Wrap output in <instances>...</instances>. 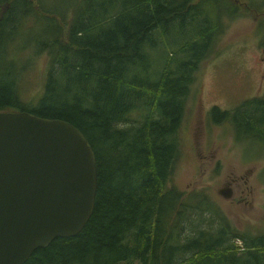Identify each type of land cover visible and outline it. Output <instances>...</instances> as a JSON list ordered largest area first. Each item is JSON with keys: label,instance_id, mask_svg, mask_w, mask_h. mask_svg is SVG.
<instances>
[{"label": "trees", "instance_id": "1", "mask_svg": "<svg viewBox=\"0 0 264 264\" xmlns=\"http://www.w3.org/2000/svg\"><path fill=\"white\" fill-rule=\"evenodd\" d=\"M42 1L0 0V58L17 40L48 55L41 94L29 100L21 71L0 69V111L80 128L95 153L97 192L77 234L53 238L23 264H264V232L240 230L205 189L169 184L190 84L223 19L236 14L233 2L70 0L63 18ZM210 112L264 151V97Z\"/></svg>", "mask_w": 264, "mask_h": 264}, {"label": "rangeland", "instance_id": "2", "mask_svg": "<svg viewBox=\"0 0 264 264\" xmlns=\"http://www.w3.org/2000/svg\"><path fill=\"white\" fill-rule=\"evenodd\" d=\"M69 1L43 0L42 4L68 18ZM231 1L236 14L223 19L226 26L190 84L178 129L179 155L169 184L182 192L205 189L235 226L256 234L264 232V151L240 141L229 120L217 123L210 116L214 105L233 110L247 98L264 97V0ZM22 30L34 34L49 29ZM21 43L25 42H10L6 54L15 60L18 53L20 62H1L0 69L14 74L21 71L18 82L24 88L22 98L29 100L41 94L48 55L33 51L30 41L25 47ZM6 56L0 60L8 62ZM226 182H231L233 190L228 198L218 193Z\"/></svg>", "mask_w": 264, "mask_h": 264}, {"label": "water", "instance_id": "3", "mask_svg": "<svg viewBox=\"0 0 264 264\" xmlns=\"http://www.w3.org/2000/svg\"><path fill=\"white\" fill-rule=\"evenodd\" d=\"M97 166L80 128L27 110L0 111V264L77 234L93 212ZM218 193L228 198L226 182Z\"/></svg>", "mask_w": 264, "mask_h": 264}, {"label": "flooded vegetation", "instance_id": "4", "mask_svg": "<svg viewBox=\"0 0 264 264\" xmlns=\"http://www.w3.org/2000/svg\"><path fill=\"white\" fill-rule=\"evenodd\" d=\"M231 182H232V181H231ZM231 182H227L229 186L231 185Z\"/></svg>", "mask_w": 264, "mask_h": 264}]
</instances>
